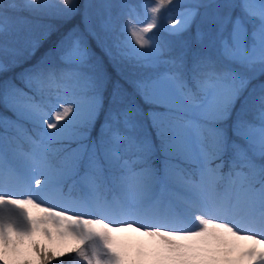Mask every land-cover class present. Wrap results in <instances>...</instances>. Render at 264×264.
<instances>
[{
    "label": "snow or ice",
    "instance_id": "1",
    "mask_svg": "<svg viewBox=\"0 0 264 264\" xmlns=\"http://www.w3.org/2000/svg\"><path fill=\"white\" fill-rule=\"evenodd\" d=\"M63 3L73 7L72 0H63ZM173 3L174 0H148L142 5L145 10L143 20L135 5H122L128 9L122 31L127 36L126 46L132 52L148 49L163 54L156 31L160 29L161 13L168 12ZM2 7L15 8L16 5H0ZM25 7L40 9L48 5L40 0H30ZM177 7L178 11L168 13V31L172 35L187 32L197 19L206 27L198 26L196 30L199 48L192 50L185 42L171 59L175 70L165 73L162 79L175 87L188 103L200 107L201 112L199 120L185 122L184 127L191 129V134L176 129L158 132L160 149L166 156L163 177L158 178L152 168L154 146L150 141L119 134L101 136L93 141L91 128L97 115L95 99L85 110L66 83L70 76L54 67L38 71L30 78L36 94L29 96L26 104L30 122L42 129L37 135L50 141H75L77 147L56 149L64 152L61 168H54L47 155L39 160L33 158V164L48 169L42 179L35 180V185L52 186L59 191L83 163L82 179L89 191L81 198L92 200L102 209V218L69 216L67 211L44 207L43 200L37 203L31 194L17 198L18 194L8 191V182L13 178L20 179L19 174L10 167H0V264H50L53 259L73 253L81 264H137L126 249L116 246L113 235L132 228L154 238L156 264H210L221 252L228 264H264V162H257V158L264 161V83L254 101L260 124L243 119L234 124L235 135L245 144L230 139L218 126V122L230 114L254 74L258 71L264 76V0L259 3L254 0H239V3L189 0ZM237 8L239 14H234ZM6 31L0 25V32ZM6 43L5 40L2 46L5 51ZM74 50L78 59H82L85 52L78 42ZM186 62H190L189 71L197 90L204 91L209 85L220 86L210 104H199L195 93L187 89L183 71ZM130 117L131 113L126 112V125L133 130L136 125ZM153 122L159 128L161 114H155ZM256 132L258 137L253 135ZM124 140L128 145L122 150L120 142ZM32 143L38 141L32 139ZM132 148L135 153L128 157L127 152ZM174 157L195 164L199 179H193L190 172L185 175L187 170L172 162ZM225 163L228 171L223 173ZM113 170L120 172L116 181L126 193L123 200L115 196L111 200L107 198L103 177L105 171ZM173 175L184 180L192 193L185 201L187 208L162 204L159 199L147 203V194L153 186ZM29 206L41 209L43 215L32 216ZM187 211L200 213L194 216L198 223L195 231L185 222ZM114 216L121 218L112 219ZM49 223L54 225L58 236L70 235L77 240L67 253L56 252L34 239L38 232L52 238L50 228L42 227ZM165 228L174 230L165 231ZM241 240L252 243L244 247L236 259H229L228 253L237 247L235 241ZM138 255H145L142 247L138 249Z\"/></svg>",
    "mask_w": 264,
    "mask_h": 264
},
{
    "label": "rangeland",
    "instance_id": "2",
    "mask_svg": "<svg viewBox=\"0 0 264 264\" xmlns=\"http://www.w3.org/2000/svg\"><path fill=\"white\" fill-rule=\"evenodd\" d=\"M187 1L189 2V0ZM29 2L30 0H0V5H16L15 8L6 7L11 10L10 12L13 15H16L15 18L8 16L1 18V21L7 22V26H5V28L7 29V32H10L13 35L14 38L12 44L6 43L7 51L4 50L3 52V54L6 56V61L8 64H16L20 61L28 60L31 57L30 52L39 45L43 44L47 40V37L56 28H58L56 25L57 20L63 23L71 20V18L74 16H80L81 14L83 23H77L71 29H69L65 35L56 40V43L52 46L53 54L52 52H49L48 55H57L58 57H62L67 60L69 63L83 64L91 60L92 62L97 63V65H101L104 55L111 56L113 54L110 27L112 25V19L114 15L122 9L125 11V14H127L128 9L122 7V5L133 4L136 6V12L139 18L143 20L145 18V10L142 5L148 2V0H72L73 7L71 8L65 6L63 0H40V3L48 5V7L40 9L25 7V5ZM185 2L186 0L174 1L176 5H182L185 4ZM233 2L239 3V0H233ZM254 2L259 3L260 0H254ZM239 11L240 10L238 8L235 9L234 14H239ZM168 13L169 12L161 13L160 25H168ZM105 21L107 22L106 24ZM193 25L194 32H189L186 35L189 37V39L193 36L195 39L198 26L201 28L206 27V25L201 24L199 19H197ZM178 38L179 36H176L174 37V40H179ZM189 39L187 40L188 42ZM77 42L79 43L80 48L85 52L82 59H78L77 53L74 50V45ZM185 42L186 41H178L177 46L179 47V50H181ZM158 44H161L159 40ZM140 52L143 54V70H148L150 72L162 70L165 71V73L172 71V68L167 63V60L163 58L161 53L150 51L148 49L141 50ZM0 53H2V51H0ZM43 59H47V57ZM2 61H4V59H2L0 55V64ZM26 69L30 68L28 67ZM120 69L123 68L120 67ZM100 73L103 76L105 69H102ZM139 75L140 74L136 75V77ZM163 75H161L157 80L151 81V83L147 85L149 92L148 99H151L153 102L163 103L167 106L187 110L193 117L192 120H197L200 118L201 108L197 107L195 104L188 103L185 100V97L179 91H177L175 87H173L168 81L162 79ZM139 78L140 80L143 79V82L146 80L143 74L140 75ZM260 78L261 75L257 71L254 74V78L251 80L256 84L255 87L249 88L250 86L248 85V88L241 94L242 102H245V106L240 112L242 117L245 114L252 113L259 122L260 117L258 111L254 108V100L255 97L260 94V85L264 83V80L260 81ZM219 90V85H209L203 91L201 100L196 101L201 105L210 104L214 99V93L218 92ZM127 92L128 91L124 86H118L115 89L113 105L115 108H118L121 113L130 112L132 117H135L140 113L137 98L129 95ZM52 100L53 103H55V95ZM80 101L83 108L86 110L90 102L83 98L80 99ZM27 103L28 98H9V104L13 110L30 122L26 109ZM166 124L172 129L191 134V129L185 128V124L174 122H168ZM18 134L22 137H28V135L23 134L21 130H18ZM253 135L254 137H258L259 133L256 132L253 133ZM48 139L49 138L47 137L40 136V138L37 140L38 143H32V148L29 151L14 149L7 140H0V167L7 166L15 169L20 176V179L13 178L9 180L8 191L18 194L17 198H25L27 195L31 194L33 198L37 200V203L43 200L45 202L44 207H55L56 211H67V214L72 217L82 215L85 218L91 219L102 218V209L97 207L96 204L92 202V200L85 201L84 199L77 196H72L69 194L64 195L62 194V188L61 190L56 191L52 186H45L42 184L40 187H37L35 185V180L42 179L48 172V169L33 164V158L39 160L43 155H45ZM155 174L158 178L163 177L164 175L158 174L156 172ZM83 175L80 176L76 182L83 189L84 193L85 191L89 190L86 188L85 182L82 179ZM191 195L192 193L184 180L173 175L171 178L163 181L162 184L156 183L147 194L146 202L152 203L153 201L159 199L162 204L170 203L178 209H183L187 208L185 201L189 199ZM113 196L123 200L126 196V193L118 187ZM28 210L34 217L43 215L41 209L39 208H33L29 206ZM199 214L200 213L198 211H187L184 214L185 222L191 227V230L193 231L197 230L198 227V223L194 221V216ZM116 217L119 216H114L112 219H116ZM106 222L109 221L106 220ZM44 226L49 227L52 232V238L49 240L58 241L59 244L69 245L67 236H58L54 225L49 223L47 225H43L42 227ZM138 226L139 225L136 227ZM163 230L172 231L174 229L165 228ZM36 235L47 238L39 232L36 233L35 236ZM113 235L116 239V242H126L131 244L137 250L142 247L145 254H156L154 251V245L156 243L154 238L143 235L142 232L136 231L135 228L117 231L113 233ZM228 239L231 242L232 238L229 237ZM251 243V241H235L237 247L234 251L228 253V258L236 259L239 256V252ZM223 256L225 257L224 253H217V259L210 261V264L219 263ZM224 264H228V259L227 261L225 260Z\"/></svg>",
    "mask_w": 264,
    "mask_h": 264
},
{
    "label": "trees",
    "instance_id": "3",
    "mask_svg": "<svg viewBox=\"0 0 264 264\" xmlns=\"http://www.w3.org/2000/svg\"><path fill=\"white\" fill-rule=\"evenodd\" d=\"M176 1V0H174ZM185 3H188L186 0ZM178 7L175 3L170 7L169 11L174 13L178 11ZM11 10L2 7L0 8V25L4 27L7 26V22L1 21V18L4 16L15 18L16 15H13ZM83 23V20L80 16H74L71 20L67 22L56 21V28L48 37L47 40L39 45L37 48L33 49L31 57L26 61H20L15 65L8 64L6 61V56L3 54L4 48L2 47L5 44H12L14 41L13 35L10 32L3 33L0 32V53L2 63L0 64V137L3 135H8L12 142L20 147H28V143L24 142L22 139L18 138L15 135V132L11 131L8 126L12 127L11 124H19L29 131L33 136L38 137L37 126L27 123L23 120L21 116L13 112L10 105L8 104V95L16 96H31L36 95L34 92L35 84L30 80V78L35 75L38 71L44 70L50 67H54L58 72H63L67 76H70V79L66 80V83L71 91L75 92L78 97H82L92 102L95 99L97 104V115L95 117V123L91 128V138L93 141L98 140L101 136H112L114 132L119 131L121 135L125 136H135L138 140L147 139L151 142L153 147V152L151 156V165L152 168L158 172L164 169L166 156L164 152L160 149V137L158 132L161 130H169L170 128L166 127L163 123V118L167 119H177L180 121H187L189 118L185 116L183 112L175 109L166 107L165 105L151 102L148 99L149 93L147 89V83L156 79L160 71L150 72L148 70H143V54L141 52H132L129 47L126 46L127 36L124 31H122L123 26L126 22V16L123 12V9L118 11L113 19L111 29V41L113 54L111 56L104 55L101 61V65L89 61L83 65H74L72 63H67L65 59L58 57L57 55H48L49 52L53 54V45L55 41L65 35L69 29H71L77 23ZM169 26L160 25V29L156 31V36L161 42V45L164 49L163 55L167 57L169 64L175 70V65L171 63V59L176 56L180 51L177 46L178 41H186L192 50L198 49L197 42L194 39V36L189 39L187 33L194 32V25L191 28L182 34L179 35V40H174L176 35H172L168 31ZM169 36L170 40L167 38ZM189 39V42L187 41ZM120 45L118 48L117 45ZM7 46V45H6ZM138 47V46H137ZM47 57V59H43ZM43 59V60H42ZM42 60V61H41ZM48 62V63H46ZM190 62H186V66L183 69L185 73V81L187 84V89H191L196 94L200 91L197 90L196 85L191 79ZM30 69H26V68ZM123 68V69H120ZM26 69V70H25ZM105 69V73L102 76L100 71ZM120 69V70H119ZM145 72H143V71ZM144 75L146 80L143 82L140 80V75ZM136 77V78H134ZM137 80H140L139 82ZM264 80V76H261L260 81ZM249 85H256L254 81H251ZM126 87L129 94L136 93L139 105L142 107L141 114L132 118V121L135 123L136 127L133 130H130L128 127H125L123 124L117 125L118 121H123V115L118 108L112 103L113 96L115 94V89L117 87ZM137 87V88H135ZM238 101V100H237ZM236 101V103H237ZM234 105L231 109L230 114H226L225 118L221 119L218 122V126L222 128L227 136L232 140H237L241 144H245L243 140H240L234 133V124L238 119H243L249 121L253 124H258L256 120H253L251 116L245 115L243 118H237L239 109L243 108V104L238 103ZM155 114H161L160 127L158 128L154 122L153 117ZM107 122V123H106ZM11 123V124H9ZM121 149L123 150L128 145V141L124 140L120 142ZM246 146V145H245ZM76 148L77 143L75 141H50L49 140V150L47 151L48 160L56 167H62V161L64 157L63 151H56L59 148ZM135 149L132 148L127 152V156L131 157L134 155ZM251 154V153H250ZM227 159V158H226ZM172 162L180 164L181 167L187 170L185 175L188 172L192 174V178H197L198 174L196 172V165L192 163H185L180 160L179 157L172 158ZM257 162L260 161L257 158ZM219 163V161H216ZM143 165H137V167H142ZM214 166V165H213ZM228 170L227 163L225 167L221 170ZM79 171L84 172L85 166L81 163ZM120 175L118 170H113L112 172L105 171L103 177V184L107 188L108 195L111 194L110 188L114 189L116 185V177ZM70 179L68 182H70ZM106 180H110L111 183L108 185ZM67 182V183H68ZM71 189L70 185L65 186V192H68ZM110 191V192H109ZM73 193H78L77 189L73 190ZM72 241V246L59 248V245L55 241L48 240L41 236H34V239L39 241L42 245L46 246L49 249H52L56 252L67 253L68 250L74 247L77 243V240L73 236H67V239ZM116 246L126 249L130 258L133 261H136L137 264H146L143 260L144 256L138 255V251L133 248L131 244L126 242L117 241ZM148 264H156L158 257L156 254L150 255L148 258ZM221 263H224V258L221 259ZM220 263V264H221ZM50 264H81L78 257L73 254H66L59 259H53Z\"/></svg>",
    "mask_w": 264,
    "mask_h": 264
},
{
    "label": "bare ground",
    "instance_id": "4",
    "mask_svg": "<svg viewBox=\"0 0 264 264\" xmlns=\"http://www.w3.org/2000/svg\"><path fill=\"white\" fill-rule=\"evenodd\" d=\"M121 217H116V219H120Z\"/></svg>",
    "mask_w": 264,
    "mask_h": 264
}]
</instances>
